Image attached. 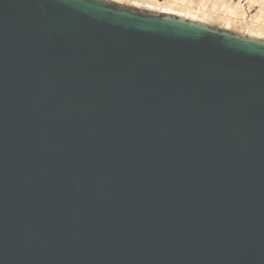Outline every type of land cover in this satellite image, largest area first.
<instances>
[{
	"label": "water",
	"instance_id": "obj_1",
	"mask_svg": "<svg viewBox=\"0 0 264 264\" xmlns=\"http://www.w3.org/2000/svg\"><path fill=\"white\" fill-rule=\"evenodd\" d=\"M0 264H264V40L0 0Z\"/></svg>",
	"mask_w": 264,
	"mask_h": 264
},
{
	"label": "rangeland",
	"instance_id": "obj_2",
	"mask_svg": "<svg viewBox=\"0 0 264 264\" xmlns=\"http://www.w3.org/2000/svg\"><path fill=\"white\" fill-rule=\"evenodd\" d=\"M114 5L204 22L264 40V0H107Z\"/></svg>",
	"mask_w": 264,
	"mask_h": 264
}]
</instances>
